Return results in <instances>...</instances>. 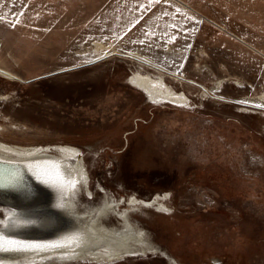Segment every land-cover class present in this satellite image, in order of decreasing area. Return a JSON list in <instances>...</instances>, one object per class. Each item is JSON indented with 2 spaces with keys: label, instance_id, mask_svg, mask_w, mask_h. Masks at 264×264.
<instances>
[{
  "label": "rangeland",
  "instance_id": "rangeland-1",
  "mask_svg": "<svg viewBox=\"0 0 264 264\" xmlns=\"http://www.w3.org/2000/svg\"><path fill=\"white\" fill-rule=\"evenodd\" d=\"M187 1L0 0V67L23 78L0 72L1 156L78 146L91 188L78 165L70 209L91 219L114 198L111 227L128 213L157 248L50 264H264V0ZM96 41L118 53L67 69L101 56ZM24 218L0 204L1 227ZM31 263L47 264L0 257Z\"/></svg>",
  "mask_w": 264,
  "mask_h": 264
},
{
  "label": "bare ground",
  "instance_id": "bare-ground-1",
  "mask_svg": "<svg viewBox=\"0 0 264 264\" xmlns=\"http://www.w3.org/2000/svg\"><path fill=\"white\" fill-rule=\"evenodd\" d=\"M95 44L96 50L99 52H101V49L106 50L102 51L101 55L108 53V45L106 46L104 43L99 41H96ZM109 52H111V50ZM8 71L14 73L10 70ZM2 73L6 76L14 78L9 73ZM131 78L136 83L145 87L146 90L153 96L177 98L176 95L178 94L175 95V93L170 89L166 90L164 89L165 87L163 88V84L161 85L162 79L158 81L152 79L150 75H144L139 72H135ZM55 147L59 150L58 153L42 152L36 150L34 151V147H25L18 150V148L12 149L8 146H3L4 149H11V151L4 153V156H1L0 154V157L11 159L36 158L41 160L43 164L50 168V170L53 172L58 166L59 171L63 174L66 181H72V172L78 169L77 166L79 165L81 166V170L79 172L80 174H83L82 180H84V167H86L85 152L74 144H57ZM70 154L76 156L75 161L78 158L77 164L72 159L70 164L72 167L67 166L65 163L66 160H68ZM94 157H92V159ZM48 174L51 175L49 172ZM81 183H83L82 187L85 190L91 188L86 187L85 180ZM70 185L71 184L69 183H64L61 185V190L64 192L62 193L61 191L60 197H58V200L55 202L49 199L29 207H21L18 211L22 216L25 217L24 223L26 224L22 228L14 227L12 225L5 227L0 226V232H8V234L13 236L16 242H22L16 243V245L10 250L0 249V257L12 255L13 258L18 259H21V257H28L30 259L38 258V261L42 260L47 264H50V262L55 261L61 253H69L79 256H73V259H92L96 262L102 263L103 261H108L126 254L143 253L150 247L151 249L149 250L152 251L157 249H155L153 246L152 241L146 234L145 230L141 229L138 224L132 222L131 219H129L128 213H122V217L126 220L122 227H111L113 224L110 223V209H115L118 204L114 198L109 199L102 206V208H99L91 219L84 218L86 216L76 212L77 209H73L74 211H72L70 209L71 205L69 203V200L71 199L70 196H68V189ZM126 200L128 201V199ZM151 202H147L145 200L140 201V203L145 204H149ZM0 204L5 203H3L0 199ZM101 216L102 218H99ZM24 245H37V247H25Z\"/></svg>",
  "mask_w": 264,
  "mask_h": 264
},
{
  "label": "water",
  "instance_id": "water-1",
  "mask_svg": "<svg viewBox=\"0 0 264 264\" xmlns=\"http://www.w3.org/2000/svg\"><path fill=\"white\" fill-rule=\"evenodd\" d=\"M116 51L103 54L98 58L85 62L83 64L69 67L77 68L87 64H93L99 60H103ZM127 55L126 53H122ZM138 57V56H137ZM0 71L9 73L15 79L23 80L17 74L11 73L8 70L1 68ZM56 73V72H53ZM42 77V76H41ZM28 79L25 81H30ZM49 173H54L41 160L36 158L29 159H11L0 157V199L8 206L19 210L21 207H29L36 203L47 201H57L60 197L61 185L52 182H45L44 177ZM0 249L10 250L16 244L10 243L16 241L11 234L0 232Z\"/></svg>",
  "mask_w": 264,
  "mask_h": 264
},
{
  "label": "snow or ice",
  "instance_id": "snow-or-ice-1",
  "mask_svg": "<svg viewBox=\"0 0 264 264\" xmlns=\"http://www.w3.org/2000/svg\"><path fill=\"white\" fill-rule=\"evenodd\" d=\"M45 182H52L57 185H63L64 183H69L71 184L72 187L75 186V181H66L63 174L59 171L58 166L56 167L54 173L51 175H48L44 177ZM0 239H2V236H0ZM10 243L16 244V243H22V242H16V241H11ZM25 247H37V245H24Z\"/></svg>",
  "mask_w": 264,
  "mask_h": 264
},
{
  "label": "crops",
  "instance_id": "crops-1",
  "mask_svg": "<svg viewBox=\"0 0 264 264\" xmlns=\"http://www.w3.org/2000/svg\"><path fill=\"white\" fill-rule=\"evenodd\" d=\"M170 0H165V2L163 3V4H161V6H169V4L171 3V2H169ZM180 3H182L183 5H186V6H190V7H193L187 0H178ZM143 5H151V6H158L159 4H157V3H151V2H143L142 3V6ZM172 5V4H171ZM164 16H166V17H164ZM162 18H158V17H156L157 18V20H161V21H166V19H167V21H168V16H167V13H166V11H164V14L161 16Z\"/></svg>",
  "mask_w": 264,
  "mask_h": 264
},
{
  "label": "flooded vegetation",
  "instance_id": "flooded-vegetation-1",
  "mask_svg": "<svg viewBox=\"0 0 264 264\" xmlns=\"http://www.w3.org/2000/svg\"><path fill=\"white\" fill-rule=\"evenodd\" d=\"M70 159L69 160H67V161H69V162H72V158L71 157H69ZM2 205V204H1ZM3 205H6V206H8L7 204H3ZM10 207V206H9ZM12 208V207H11Z\"/></svg>",
  "mask_w": 264,
  "mask_h": 264
}]
</instances>
